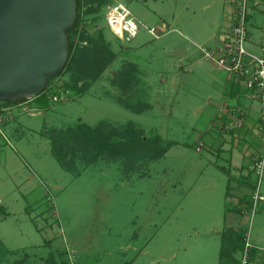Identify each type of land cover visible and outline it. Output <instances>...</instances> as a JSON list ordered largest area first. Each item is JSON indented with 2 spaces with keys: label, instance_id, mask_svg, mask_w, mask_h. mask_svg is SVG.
Wrapping results in <instances>:
<instances>
[{
  "label": "rangeland",
  "instance_id": "374dc122",
  "mask_svg": "<svg viewBox=\"0 0 264 264\" xmlns=\"http://www.w3.org/2000/svg\"><path fill=\"white\" fill-rule=\"evenodd\" d=\"M114 1L125 4L135 18L144 15L143 0ZM164 4L168 5L167 0ZM103 13L101 8L97 14L86 17V31L94 36L102 33L104 43L116 53V58L88 85L89 90L86 87L88 92L83 96L69 92L68 100L49 102L48 108L32 118L18 114L17 117L31 120V130L19 129L11 136L8 132L0 134V264H52V258L58 264H175L155 262L152 256L163 253L166 257L171 246L182 243V224L176 225L179 233H167L168 197L174 196L175 205H182V192L172 185L184 180L182 166L186 157L194 154L192 148L188 147L186 155L180 157L178 149L173 148L158 161L144 162L129 177L120 161L100 159L86 165L79 153L74 157L67 153L65 159L74 166L73 174L61 168L51 154L49 140L36 132L44 129L48 133L78 123H108L118 129L116 126L131 122L144 129L147 136L159 133L164 141L176 138L190 143L191 122H173L154 117L149 111L136 115L118 103L122 92L110 82L115 83L120 69L125 68L121 67L123 59L136 60L149 76L154 66L148 64V58H140L142 52L132 50V43L122 49L106 26ZM155 19L149 17L143 25L156 29ZM139 33L146 31L140 27ZM153 41L147 40L148 47L143 52L150 50ZM76 80H80L78 74L71 68L56 82ZM154 88L157 85L150 91L139 90L129 100H143L144 93L152 102L163 92ZM179 220L182 222V217ZM253 221L254 217L247 213L242 224L245 233ZM155 226H163V230L151 247L147 244L149 249L142 256V248L156 236Z\"/></svg>",
  "mask_w": 264,
  "mask_h": 264
},
{
  "label": "crops",
  "instance_id": "0c3cea01",
  "mask_svg": "<svg viewBox=\"0 0 264 264\" xmlns=\"http://www.w3.org/2000/svg\"><path fill=\"white\" fill-rule=\"evenodd\" d=\"M228 1L167 0L166 6L165 0H143L144 15H138L136 19L143 24L145 19L155 17L159 37L154 38L145 30L146 33H139L130 43L132 50L142 52L139 54L141 59L148 58V64L154 66L151 76L141 70V64L136 60L126 57L121 64L125 68L120 71L126 69L128 76H122L119 84L110 82L122 92L119 98L122 102L118 103L133 114L142 115L149 111L154 117L193 123L189 125L193 131L190 143L176 138L164 141L159 133L147 136L144 129L131 122L116 126L122 129L132 125L142 132L143 138L158 137L163 144H170L164 156L173 148L178 149L179 157L186 155L188 147L195 151L192 157H186L182 166L184 180L172 185L174 189L178 186L182 192V205H175L174 196L168 197L167 233H179L176 225L182 224V243L171 246L166 257L163 253L152 256L155 262L238 264L240 257L246 235L242 224L251 206L252 167L263 149L259 130L261 104L256 93L249 91L244 84L234 82L229 73L203 58L199 49L220 44L232 13ZM248 26V48L257 51L259 45H264V0L252 1ZM148 37L154 41L149 45L150 50L143 52L148 47ZM118 42L124 49L125 44ZM153 85H157L154 90L163 91L161 97L150 102L143 93V100L140 97L136 101L129 100L138 95L139 90L150 91ZM42 112L40 109L24 116L32 118ZM13 122L3 126L2 133L8 132L11 136L19 129L31 130L28 126L30 119L18 116ZM37 131L47 139L46 130ZM199 145L202 148L197 151ZM120 163L128 177L130 173L138 172H125ZM262 194L264 196V180ZM252 217L253 226L251 223L248 232L253 245L251 262L264 264V201L258 204ZM155 228L156 236L145 244L140 255H145L149 249L147 244L151 247L159 238L163 226ZM9 254L12 256L13 252Z\"/></svg>",
  "mask_w": 264,
  "mask_h": 264
},
{
  "label": "trees",
  "instance_id": "16d2710c",
  "mask_svg": "<svg viewBox=\"0 0 264 264\" xmlns=\"http://www.w3.org/2000/svg\"><path fill=\"white\" fill-rule=\"evenodd\" d=\"M106 2L107 0H76L77 18L67 31L68 60L60 72L48 78L46 88L32 100L41 109L48 108V95L52 90L61 88L67 92H74L77 96L84 94L88 85H91L116 58V53L104 43L102 33L94 36L86 31V17L97 14L104 8ZM71 68L78 74L80 80L57 84L56 79L64 76ZM128 74L126 69L119 71L118 80L114 81V84H119L122 76ZM84 80H88V83ZM46 137L50 142L52 156L61 168L73 174L74 166L65 159L67 153L72 157L79 153L85 159L86 165L100 159L120 161L125 172H133L139 171L144 162L162 158L170 147V144H163L158 137L143 138L142 132L132 125L116 129L108 123H98L95 126L78 123L66 129L49 131ZM52 260V264H56L53 258Z\"/></svg>",
  "mask_w": 264,
  "mask_h": 264
},
{
  "label": "water",
  "instance_id": "95a60500",
  "mask_svg": "<svg viewBox=\"0 0 264 264\" xmlns=\"http://www.w3.org/2000/svg\"><path fill=\"white\" fill-rule=\"evenodd\" d=\"M76 0H0V100L41 93L65 66Z\"/></svg>",
  "mask_w": 264,
  "mask_h": 264
},
{
  "label": "built area",
  "instance_id": "2783aa9c",
  "mask_svg": "<svg viewBox=\"0 0 264 264\" xmlns=\"http://www.w3.org/2000/svg\"><path fill=\"white\" fill-rule=\"evenodd\" d=\"M252 1L229 0L227 3L232 7V13L229 25L222 34L220 44L216 47H199L203 58L210 60L216 67L229 73L234 82L242 83L249 91L256 93L261 104L259 130L263 149L252 167L254 183L250 206L251 216L258 204L264 201L262 194L264 180V45H259L257 51L248 48V16ZM103 17L106 26L124 44L130 43L138 35L140 27H143L154 38L159 37L154 27L147 28L141 24L123 3L107 0L104 5ZM55 91L61 93L56 94ZM68 94L69 92L58 88L52 90L48 99L49 102H63L68 100ZM34 98H24L12 103L0 100V134H3V126L14 120L18 114H31L37 109H41L32 102ZM201 148L199 145L196 150L200 151ZM252 248L253 245L247 232L243 239V248L238 264H252Z\"/></svg>",
  "mask_w": 264,
  "mask_h": 264
}]
</instances>
